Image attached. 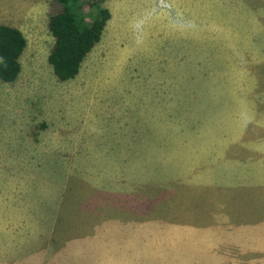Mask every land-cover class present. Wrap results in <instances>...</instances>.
Returning a JSON list of instances; mask_svg holds the SVG:
<instances>
[{
    "label": "rangeland",
    "instance_id": "obj_1",
    "mask_svg": "<svg viewBox=\"0 0 264 264\" xmlns=\"http://www.w3.org/2000/svg\"><path fill=\"white\" fill-rule=\"evenodd\" d=\"M100 5L62 83L50 0H0V264H264V0Z\"/></svg>",
    "mask_w": 264,
    "mask_h": 264
},
{
    "label": "trees",
    "instance_id": "obj_2",
    "mask_svg": "<svg viewBox=\"0 0 264 264\" xmlns=\"http://www.w3.org/2000/svg\"><path fill=\"white\" fill-rule=\"evenodd\" d=\"M84 1L50 0L52 11L47 17V30L53 44L47 62L58 82H68L77 76L83 61L100 42L111 17L109 10L100 5L102 0H86L90 12L85 14ZM26 46L19 29L0 25V81L12 84L17 80Z\"/></svg>",
    "mask_w": 264,
    "mask_h": 264
}]
</instances>
